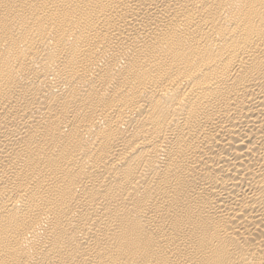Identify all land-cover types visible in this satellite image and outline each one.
I'll list each match as a JSON object with an SVG mask.
<instances>
[{
    "label": "bare ground",
    "instance_id": "bare-ground-1",
    "mask_svg": "<svg viewBox=\"0 0 264 264\" xmlns=\"http://www.w3.org/2000/svg\"><path fill=\"white\" fill-rule=\"evenodd\" d=\"M0 264H264V0H0Z\"/></svg>",
    "mask_w": 264,
    "mask_h": 264
}]
</instances>
